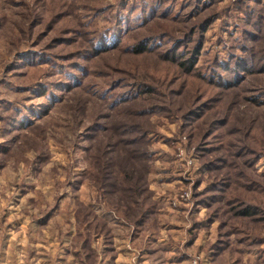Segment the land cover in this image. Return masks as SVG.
<instances>
[{
    "label": "rangeland",
    "instance_id": "obj_1",
    "mask_svg": "<svg viewBox=\"0 0 264 264\" xmlns=\"http://www.w3.org/2000/svg\"><path fill=\"white\" fill-rule=\"evenodd\" d=\"M114 255L264 264V0H0V262Z\"/></svg>",
    "mask_w": 264,
    "mask_h": 264
},
{
    "label": "crops",
    "instance_id": "obj_2",
    "mask_svg": "<svg viewBox=\"0 0 264 264\" xmlns=\"http://www.w3.org/2000/svg\"><path fill=\"white\" fill-rule=\"evenodd\" d=\"M113 251H115V250H113ZM119 256H120V255H119ZM112 258H113V259H112V264H117L118 260H120V257L116 260V258H117L116 255H114ZM105 263H106V262H105V260H103V257H102V263H100V264H105ZM0 264H5V262H0Z\"/></svg>",
    "mask_w": 264,
    "mask_h": 264
},
{
    "label": "trees",
    "instance_id": "obj_3",
    "mask_svg": "<svg viewBox=\"0 0 264 264\" xmlns=\"http://www.w3.org/2000/svg\"><path fill=\"white\" fill-rule=\"evenodd\" d=\"M143 49V46H141V48L139 50H142ZM251 209L247 208L246 211L243 213V214H248L250 213ZM105 264H108V263H105Z\"/></svg>",
    "mask_w": 264,
    "mask_h": 264
}]
</instances>
